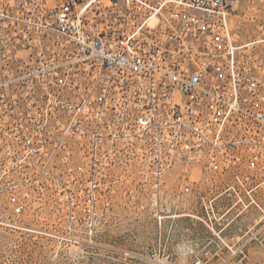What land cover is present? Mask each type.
<instances>
[{"label":"built area","instance_id":"obj_1","mask_svg":"<svg viewBox=\"0 0 264 264\" xmlns=\"http://www.w3.org/2000/svg\"><path fill=\"white\" fill-rule=\"evenodd\" d=\"M240 2L0 0L9 210L48 203L91 234L123 185L228 250L192 264H248L234 229L256 212L264 230V37L231 26Z\"/></svg>","mask_w":264,"mask_h":264},{"label":"rangeland","instance_id":"obj_2","mask_svg":"<svg viewBox=\"0 0 264 264\" xmlns=\"http://www.w3.org/2000/svg\"><path fill=\"white\" fill-rule=\"evenodd\" d=\"M238 13L231 26L239 35L264 37V0H241ZM112 199L104 223L88 234L48 203L16 215L0 198V264H192L208 250L228 251L201 243L208 234L185 212L156 213L145 196L123 185ZM242 215L234 231L251 238L244 246L248 264H264V230L255 225L260 214Z\"/></svg>","mask_w":264,"mask_h":264}]
</instances>
